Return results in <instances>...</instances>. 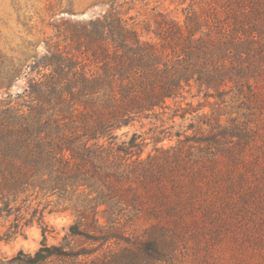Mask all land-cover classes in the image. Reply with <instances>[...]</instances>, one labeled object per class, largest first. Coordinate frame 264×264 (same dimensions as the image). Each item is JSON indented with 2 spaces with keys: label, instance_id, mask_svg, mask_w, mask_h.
I'll use <instances>...</instances> for the list:
<instances>
[{
  "label": "trees",
  "instance_id": "1",
  "mask_svg": "<svg viewBox=\"0 0 264 264\" xmlns=\"http://www.w3.org/2000/svg\"><path fill=\"white\" fill-rule=\"evenodd\" d=\"M169 1L147 21L113 0L51 24L41 55L0 48L8 237L35 223L46 235L53 206L72 236L125 244L117 264H264V0ZM91 254L43 244L9 262Z\"/></svg>",
  "mask_w": 264,
  "mask_h": 264
},
{
  "label": "rangeland",
  "instance_id": "2",
  "mask_svg": "<svg viewBox=\"0 0 264 264\" xmlns=\"http://www.w3.org/2000/svg\"><path fill=\"white\" fill-rule=\"evenodd\" d=\"M115 1V0H114ZM126 3L122 11L134 7L130 15L138 16L140 21L152 20L154 9L161 3H165L159 9L175 10L177 4H170L167 0H119ZM190 1V0H188ZM113 0H0V48L10 51H24L30 45L35 46V52L39 55L45 52V42L49 37L54 38L56 30L52 25H61L63 19L86 20L95 15L105 13L110 9ZM29 43V44H28ZM22 53V52H21ZM31 60L26 63L29 64ZM26 82L22 79L14 85L10 93L16 95L23 92ZM0 101L8 99L5 91H0ZM197 93V91H194ZM194 99L195 101H199ZM197 103V102H196ZM178 125L182 124L177 120ZM148 128L145 129L146 132ZM130 131V132H129ZM134 129L125 128L117 134L121 141L129 139ZM129 132V136H127ZM148 137V136H147ZM149 142V143H148ZM143 149L144 157L153 151L154 144L147 141ZM169 144V141L165 142ZM43 202L42 205H44ZM37 206V203L34 204ZM51 207V206H50ZM28 213V214H27ZM26 214L29 219L32 210ZM45 221L48 225L46 235H43L42 228L37 223L24 228L18 235L8 237L7 230L13 223L11 217L0 222V264H16L9 262L14 258L29 260L43 246H58L65 251L72 252L82 249L94 251V254L79 259L55 258L47 264H117L125 254L127 248L122 243H110L107 245L92 244L83 241L79 237L72 236L70 227L75 223V218L71 213H64L57 208L45 210ZM191 260H186L185 264H190Z\"/></svg>",
  "mask_w": 264,
  "mask_h": 264
}]
</instances>
